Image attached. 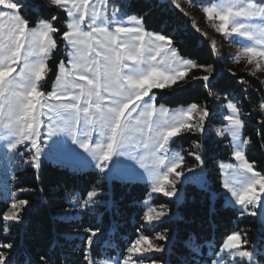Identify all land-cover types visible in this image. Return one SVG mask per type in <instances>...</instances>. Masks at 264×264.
<instances>
[{"label": "snow or ice", "instance_id": "6c2138e0", "mask_svg": "<svg viewBox=\"0 0 264 264\" xmlns=\"http://www.w3.org/2000/svg\"><path fill=\"white\" fill-rule=\"evenodd\" d=\"M167 4L188 16L178 0ZM129 7V0H0V199L7 205V210H0V231L8 235L23 222L30 208L24 194L45 192L43 187H12L17 180L13 170L21 164L29 165L38 181L45 160L74 172L94 169L97 177L86 196L64 190L65 198L80 211L101 206L120 215L110 191L113 182L143 183L148 188L140 201L147 208L141 217L144 223L125 245L114 242L120 230L115 220L107 239L98 227L84 229L89 233L86 264H168L156 255L172 254L168 229L155 236L143 233L145 227L155 229L174 219L168 203L151 204L153 194L178 203V185L193 179L188 173L201 177V188L209 191L202 179L203 153L224 140L237 163L218 165L225 175L222 187L240 214L258 218L264 229V173L256 171L245 154L253 143L247 134L253 123L264 147V96L253 105L244 88L243 98L236 97L217 83L211 65L181 54L174 36L165 31L169 21L161 18L158 30L149 31L146 14L129 15ZM203 12L224 37L252 41L254 46H244L236 62L244 59L254 66L251 75L264 71V0H227L212 3ZM195 31L207 36L199 27ZM210 47L218 53L215 40ZM194 68L207 73L193 77L202 82L205 101L174 111L158 108L153 90L172 89L181 81L187 84V74ZM218 87L223 94L214 91ZM183 90L181 85L172 95L178 97ZM187 134L197 136L191 145L196 151H187L197 162L193 167H185V156L172 150L177 138ZM25 152L31 154L27 159ZM126 159L135 164L125 163ZM232 171L238 178L230 181ZM58 191L60 186H53L51 194ZM210 198L214 200L215 194ZM58 219L71 224L77 215L62 214ZM94 245L103 253L93 256ZM183 247L187 255L180 264H264V244L238 231L226 234L218 244L192 233ZM13 249L12 242H0V264H18L9 251ZM40 260L49 264L45 256Z\"/></svg>", "mask_w": 264, "mask_h": 264}, {"label": "trees", "instance_id": "16d2710c", "mask_svg": "<svg viewBox=\"0 0 264 264\" xmlns=\"http://www.w3.org/2000/svg\"><path fill=\"white\" fill-rule=\"evenodd\" d=\"M129 14L145 15V26L149 31H157V21L163 18L169 21L165 31L174 36L177 47L186 58L193 59L198 64H208L213 67L214 76L218 77L217 83L223 84L228 91L236 97L243 98L242 89L247 88L249 99L255 105L262 96L264 90L262 83L255 78L242 73H232L226 70V65L218 61L213 53L211 39L196 32L191 25V20L169 7L167 3L159 0H130ZM62 23V21H59ZM179 31H172L174 28ZM243 79L244 84L238 83ZM214 91L223 94V88L218 87ZM179 101V102H178ZM205 101V89L202 82L190 86L180 96H176L171 102L173 105L203 103ZM245 108L248 103L245 101ZM259 117H257L258 119ZM247 134L251 136L253 143L247 153V158L255 164L256 168L264 173V147H261L256 135V127L250 125ZM186 137L183 139H195ZM225 142L211 144L206 151V156L221 157L228 159L230 152L225 147ZM224 145V146H223ZM220 150V152H218ZM218 152V153H217ZM214 157V158H215ZM17 180L13 182V188L31 187L39 189L43 187L44 193L39 191L24 194L30 200V208L27 210L22 223L13 226L10 234L5 235L0 231V242H12L15 253V260L20 264L22 261H30V264H42L40 257L48 258L49 264H86L83 259L86 247V237L89 233L86 228H100L107 239L108 230L115 220L120 225L118 235L114 242L123 246L133 239L136 229L144 221L141 219L146 212L144 205L140 203L145 198L148 190L145 184L123 185L113 182L111 195L118 205L121 214L114 215V212L98 206L95 211H80L74 209L68 199L65 198L64 190L68 193L78 192L86 196V191L95 182L97 172L88 171L75 173L58 166L44 164L41 168L38 181L35 179L34 170L28 166L24 170L17 171ZM220 174L217 169L209 172V178L213 180L217 192L222 191ZM60 186L56 195L51 194L53 186ZM107 187V185H105ZM168 203L174 219L158 225L155 229L145 227L143 233L148 236H155L168 229L167 234L171 237L172 254L164 257L163 254H156L158 258H164L168 264H180V258L187 255L183 247V241L189 234L195 233L201 239H213L217 244L231 232H240L248 240L257 244H264V229L254 217L240 218V212L236 209L225 208L224 199L221 196L218 200L210 198V192L199 189L195 185L188 184L184 188V198L181 203H173L161 196L153 200V206L158 207ZM0 210H7V205L0 199ZM62 214L77 215V219L71 224L58 219ZM179 217V219H175ZM0 223H3L0 221ZM251 250V247H249ZM103 253V248L94 245L93 256ZM264 259V257H262Z\"/></svg>", "mask_w": 264, "mask_h": 264}, {"label": "rangeland", "instance_id": "374dc122", "mask_svg": "<svg viewBox=\"0 0 264 264\" xmlns=\"http://www.w3.org/2000/svg\"><path fill=\"white\" fill-rule=\"evenodd\" d=\"M159 1L163 2V3H167V0H159ZM178 2L181 3V5L185 9V11L188 12V16H186V17L191 20L192 27L194 29L196 27H199L203 33L207 34V36H206L207 38L216 41V45H217V49H218V53L215 54L216 58L218 61H221L226 65V70L230 73H242V74L248 75L249 77L257 79L258 81H260L262 83L263 90H264V71H257L255 75H251L252 71L254 70V66L248 65L244 59H241L239 62H236V57H238L241 54L243 47L244 46H254L253 42L246 40L244 37H239L236 35H232L231 37H228V38L224 37L223 35L219 34L215 30V27L213 26L212 22H209L206 19V16L203 12L204 7L211 6L212 3H217V4L225 3V2H227V0H178ZM193 5H196V6L193 7ZM129 15H135V14H129ZM124 22L125 23L128 22L127 17H125ZM216 22L218 23L219 21L217 20ZM58 23L60 24V26L62 28L64 27L63 22L61 23L58 21ZM60 58L63 59L64 57L61 55ZM49 63L51 64L52 62L49 61ZM206 74L207 73L204 72L203 69L194 68V69H191L189 71V73L187 74V77H186V79L188 81L187 84H184V82L181 81L177 85H175L172 89H165V90L154 89L153 92L155 94V98L157 101V107L159 108V106L163 105L164 107H167L173 111L178 109V108H181V107H187L188 104L173 105L171 102L174 100V98L176 96H173L172 93L175 92L176 89L179 88L181 85H184V88L187 90L190 86H194V85L200 83L201 81L193 80V77L203 76ZM213 75H214V71H213ZM183 91H185V90H183ZM224 123L226 124V121ZM213 127L214 128L221 127V125L214 124ZM189 136L196 137V138L195 139H183V138H186ZM177 139L179 140V143H174L172 146V150L174 152H180L182 155L185 156V162H186L185 167L195 166V164L197 162L194 160V158L192 156L187 155V151H196V149H193L191 147V145H192V141L197 139V136L195 134H187L184 137H180ZM217 139H219V138H217ZM224 142L226 143V144H224L225 147H227L228 151L230 152L229 158L228 159H222L221 157H215V155L213 153L211 154L212 156L210 157V156H206V152L203 153L204 165H203V177H202V179L204 181H206V186L209 189L208 192L215 194V199H214L215 201L218 200L219 198H221V196H222L224 199V207L225 208L236 209L237 211H239L241 213V209L238 205L233 206V204L230 203V200L232 199L231 194L227 193V191L223 187H222L221 192H217L216 188L214 187L213 180H211L209 178V172H211L214 169H217L218 173L221 176L220 181L222 184L223 180L225 178V175H224V172H222L219 169L218 165L220 163H225V164L231 163L234 165L237 163L232 158L231 149L228 148V140H224ZM20 147H21V149L23 148V146H20ZM73 147H75V146H73ZM215 147H216V144H215ZM249 150H250V145L245 149L246 157H247V153ZM80 151H82V150H80ZM218 152H220V150ZM30 155H31L30 153L25 152L24 158L27 159ZM124 162L135 164L134 160H127L126 159ZM44 164H48V165H52V166H58L60 168H64V169H67L71 172H74L71 168L61 167L57 163H55L54 161L45 160L44 163L42 164V166ZM28 166L29 165H27V164H21L19 167H17L16 169L13 170L14 174L16 175L17 171L24 170ZM254 167H255L256 171H259L256 168L255 164H254ZM137 168H139V165H137ZM140 170L143 171L142 169H140ZM88 171L96 172L94 169H85L83 171L75 172V173H84V172H88ZM200 171L201 170L198 168L197 173H199ZM226 171H228V170H225V172ZM261 173H263V172H261ZM187 175L192 176L193 179L190 180L186 184L178 185V187H180V189H181L180 193H178V196H180V201L178 203H181L183 198H184V188L186 187V185L191 184V185H195L199 189H202L200 186L201 177H199L196 174H192V173H188ZM235 178H238V174L236 172L232 171L228 175V179L231 181V180H234ZM140 184H143V183H140ZM12 187H13V182H12ZM158 196L159 195H157V194H153V199L151 201L152 205H153V200ZM145 208H146V206H145ZM146 211H147V208H146ZM245 217H251V216H249L247 214H244V215L240 214L241 219H243ZM256 219L258 221V218H256ZM257 240H258V238L255 239L256 242H258Z\"/></svg>", "mask_w": 264, "mask_h": 264}]
</instances>
